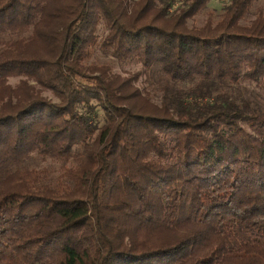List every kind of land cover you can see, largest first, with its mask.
Wrapping results in <instances>:
<instances>
[{
    "label": "trees",
    "instance_id": "trees-1",
    "mask_svg": "<svg viewBox=\"0 0 264 264\" xmlns=\"http://www.w3.org/2000/svg\"><path fill=\"white\" fill-rule=\"evenodd\" d=\"M209 1L0 0V264H264V6Z\"/></svg>",
    "mask_w": 264,
    "mask_h": 264
},
{
    "label": "rangeland",
    "instance_id": "rangeland-1",
    "mask_svg": "<svg viewBox=\"0 0 264 264\" xmlns=\"http://www.w3.org/2000/svg\"><path fill=\"white\" fill-rule=\"evenodd\" d=\"M226 1L227 0L225 1L210 0L209 2L206 3L205 8L199 11L192 19L188 20L187 23L189 25L201 24L204 21L205 14L207 11H212L214 15L219 13L222 6L225 4ZM258 5L264 6V0L254 1L253 6L250 10V13L247 16V19H251L253 17V10ZM104 33H105V27L103 23H97L96 35L98 37H101ZM94 60L95 62H106L110 64L112 71L119 74V76L121 77L130 76L135 71L140 72V76L138 77L137 81H133V84L137 86L138 88H140L142 93H145V92L148 93L151 99L156 102L158 101L159 95L161 94V92L164 91L165 89H166V93L171 94V93L186 92L192 87V84L187 83V82L168 81L157 70H153L152 72L153 80H147L145 77L146 75L142 73V69L140 68L139 64L118 62L114 60L112 57H110L109 55L103 54L99 50L96 52ZM16 80L17 78H10L9 82L13 84L16 82ZM219 89L220 91H226L228 93H232L233 95L236 94L238 100L239 99H251L253 101H256L260 98H264V84L263 83H254L250 81H245L238 85L224 84L221 87H219ZM43 94L48 96L49 98H52V96L48 92H43ZM185 99H191V96H187L185 97ZM203 99H207V98H202V100ZM208 100H211V98H209ZM97 110L99 113L98 121L99 123H102L101 110L99 109Z\"/></svg>",
    "mask_w": 264,
    "mask_h": 264
},
{
    "label": "built area",
    "instance_id": "built-area-1",
    "mask_svg": "<svg viewBox=\"0 0 264 264\" xmlns=\"http://www.w3.org/2000/svg\"><path fill=\"white\" fill-rule=\"evenodd\" d=\"M169 1V11L174 10L177 8L179 5H181L182 0H168ZM225 1V0H222Z\"/></svg>",
    "mask_w": 264,
    "mask_h": 264
}]
</instances>
